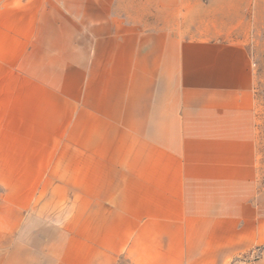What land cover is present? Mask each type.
Here are the masks:
<instances>
[{
	"label": "crops",
	"instance_id": "1",
	"mask_svg": "<svg viewBox=\"0 0 264 264\" xmlns=\"http://www.w3.org/2000/svg\"><path fill=\"white\" fill-rule=\"evenodd\" d=\"M264 0H0V264H264Z\"/></svg>",
	"mask_w": 264,
	"mask_h": 264
},
{
	"label": "rangeland",
	"instance_id": "2",
	"mask_svg": "<svg viewBox=\"0 0 264 264\" xmlns=\"http://www.w3.org/2000/svg\"><path fill=\"white\" fill-rule=\"evenodd\" d=\"M259 100L261 106L259 115L261 116V121L264 122V92H260ZM261 140V144H264V123L260 125V141ZM252 262L253 260H251V258L249 259L248 257H242L232 264H252Z\"/></svg>",
	"mask_w": 264,
	"mask_h": 264
}]
</instances>
